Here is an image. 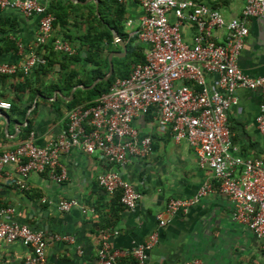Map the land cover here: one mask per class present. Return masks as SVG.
Wrapping results in <instances>:
<instances>
[{"label":"built area","instance_id":"1","mask_svg":"<svg viewBox=\"0 0 264 264\" xmlns=\"http://www.w3.org/2000/svg\"><path fill=\"white\" fill-rule=\"evenodd\" d=\"M51 0H0V9H14L26 17L38 16L36 44L52 38L55 19L48 10ZM126 0H117L122 3ZM143 14L136 34L146 46L143 61L133 63L127 76L117 78L111 88L102 92L91 105L77 104L66 113L65 130L47 145L35 143L34 132L11 148L0 150V171L14 164L18 173L15 185L27 189L30 173L46 171L62 182L67 173L60 162L63 152L79 148L86 153L99 151L108 163L123 167L131 158L144 159L152 153L151 137L140 135L133 121L150 110L161 130H168L176 141H187L196 151L201 166L207 165L211 179L204 181L188 198H171L163 211L156 215L159 226L170 222L176 212H186L200 198L218 189L232 203V218L247 225L259 239L264 250V159L242 157L234 145L228 125V110L238 102L239 89L259 90L261 100L255 117L258 131L264 135V77L251 76L237 63L248 35L247 21L264 17V0H243L239 17L225 19L218 8L202 0H134ZM172 12L171 22L168 13ZM192 24V41L183 38L182 26ZM224 29V38L215 40L212 31ZM132 34V35H133ZM57 51L74 54L75 49L65 40H52ZM43 59L32 53L22 62H0V74H28ZM212 77L210 83L207 77ZM11 103L0 100V108ZM97 184L109 195H118L128 209L136 208L141 197L131 182L116 170L97 175ZM42 202L46 199L41 198ZM57 208L68 212L85 207L75 198L60 199ZM13 206H0V252L15 242L28 249L24 264H51L46 260L47 238L42 229H32L19 223L12 215ZM118 230L101 229L97 248L98 264H114L119 258L132 256L135 264H148L149 251L158 235H151L129 249H117L110 238ZM54 240L73 241L67 234H54ZM81 253V250H77ZM185 264H197L187 261ZM264 264V263H263Z\"/></svg>","mask_w":264,"mask_h":264},{"label":"crops","instance_id":"2","mask_svg":"<svg viewBox=\"0 0 264 264\" xmlns=\"http://www.w3.org/2000/svg\"><path fill=\"white\" fill-rule=\"evenodd\" d=\"M70 1L74 4L93 2L99 15V0L97 3L95 0ZM202 2L218 8L225 19L239 17L244 3L243 0ZM117 5L124 11V31L132 35L139 28L143 11L134 0L117 2ZM168 17L171 22L174 21L172 12L168 13ZM38 22L36 15L26 17L14 9H0V62H22L32 53L37 54L42 46L35 42ZM247 27L248 35L238 56V66L251 76L264 77V17L249 18ZM110 30L113 36L112 30L115 29ZM193 33L192 24L184 23V40L192 41ZM212 33L214 39L220 41L225 30L214 29ZM142 46L144 53L146 46ZM79 54L84 56L83 52ZM65 66L61 72L89 68L90 63L82 58L79 64L70 62ZM59 68V63L55 62L46 73L32 76L35 80L33 87L55 79ZM18 73L0 76V100L14 104L18 94L21 100L17 104L22 108L31 96L29 87L16 91L15 86L21 81ZM207 80L213 82L210 76ZM73 87L68 94L53 89L50 97L36 93L24 115L15 110V106H12L15 111L0 108V150L11 148L27 137L24 129L29 118L37 145L45 146L60 135L66 127L67 107L64 102L56 100L60 97L70 101L75 90L81 88H76L71 95ZM45 90L48 92L47 88ZM237 97V104L227 114L233 143L242 157L264 159V135L258 131L255 121L261 100L260 91L239 89ZM133 126L141 136L151 137L152 153L144 159L131 158L123 167L108 163L99 151L89 154L72 148L60 157L67 173V179L62 182L52 180L46 171L33 172L27 178V189L20 190L14 182L18 177L14 164L0 171V206H13L15 212L12 217L15 220L45 232L46 260L51 264H98L96 252L100 231L111 227L118 230V234L110 238L111 245L123 250L156 233L157 242L149 251L148 264H185L187 261H196L197 264H263L264 250L259 239L247 225L232 218L233 205L218 189L200 198L186 212H176L170 222L158 225L156 215L163 211L169 199L192 197L204 181L211 179L212 172L207 165L199 164L196 151L187 141H176L167 129L158 127L154 111L135 118ZM106 170L118 171L140 192L136 208H126L120 203L118 195H109L98 186L97 175ZM43 197L46 202L41 201ZM69 198L77 199L92 210L84 214L77 208L60 211L56 202ZM56 233L70 235L73 241L54 240ZM27 253L28 249L19 242L7 245L0 252V264H24ZM132 260V256H124L118 264H131Z\"/></svg>","mask_w":264,"mask_h":264},{"label":"trees","instance_id":"3","mask_svg":"<svg viewBox=\"0 0 264 264\" xmlns=\"http://www.w3.org/2000/svg\"><path fill=\"white\" fill-rule=\"evenodd\" d=\"M49 11L55 17L52 23V39L36 51L45 60V63H36L31 67L28 74H23L19 71L20 73L18 74L21 77V81L15 86L17 92L29 87L30 101L20 108L17 103L21 99L17 94L15 97V103L17 105L11 103V107L9 108L11 111L18 109L19 113L23 115L30 106L36 93L50 97L53 89H60L68 94L75 84L88 86L96 78L103 77L109 68L108 53L114 50H120V46L113 40L111 28L115 29L124 40L127 51L126 55L122 58L113 56V73L109 79L97 82L90 89H76L70 101L66 102L60 97L56 101L64 102L67 111L80 103L91 105L102 92H106L111 88L117 78L128 75L132 63H137L144 59V47L136 41V34L128 35L124 31L122 22L124 11L120 5H117V0H99V15L96 13L93 2L74 4L70 0H51ZM70 16H72V19ZM58 36L62 40L67 41L76 52L74 54H68L55 50L52 46V40ZM79 52H83L84 56H81ZM82 58L90 63L89 68L81 67L79 69L61 72V69L65 68L67 63L74 62L79 64ZM55 62H58L60 66L58 76L53 80L51 79L46 83L33 87L35 80L32 76L46 73L52 69ZM31 73L32 75L30 76ZM0 76L9 75L0 74ZM46 88L48 92H46ZM12 106H15V110H12L14 108ZM35 108L31 114L35 111ZM31 125L29 118L28 124L24 129L27 135L31 132ZM120 261H122V258H119L114 264H118ZM135 263V259L132 260L131 264Z\"/></svg>","mask_w":264,"mask_h":264},{"label":"water","instance_id":"4","mask_svg":"<svg viewBox=\"0 0 264 264\" xmlns=\"http://www.w3.org/2000/svg\"><path fill=\"white\" fill-rule=\"evenodd\" d=\"M88 1V0H87ZM85 1V2H87ZM96 3H97V0H95ZM113 32V37H114V40L115 42L121 46V50L120 51H111L109 54H108V62H109V68H108V71L105 73V75L103 77H98L97 79H95L92 83V85H89V86H83V85H76L73 87V89L71 90V95L73 94L74 90L78 87H81V88H91L93 87L97 82L99 81H106L109 79V77L112 75L113 73V63H112V58L113 56H117V57H124L125 54H126V51H127V47L123 41V39L120 37V35L115 31V30H112Z\"/></svg>","mask_w":264,"mask_h":264}]
</instances>
